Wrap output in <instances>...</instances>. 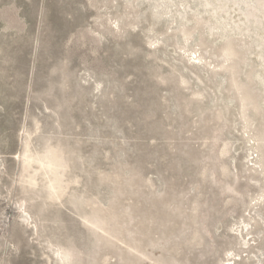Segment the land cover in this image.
<instances>
[{"label":"rangeland","instance_id":"obj_1","mask_svg":"<svg viewBox=\"0 0 264 264\" xmlns=\"http://www.w3.org/2000/svg\"><path fill=\"white\" fill-rule=\"evenodd\" d=\"M0 264H264V0H0Z\"/></svg>","mask_w":264,"mask_h":264}]
</instances>
